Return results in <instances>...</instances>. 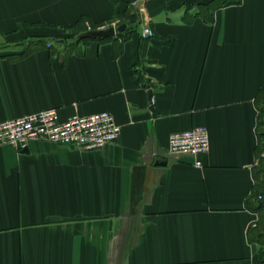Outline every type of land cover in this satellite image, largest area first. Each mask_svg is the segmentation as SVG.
<instances>
[{"label": "crops", "instance_id": "1", "mask_svg": "<svg viewBox=\"0 0 264 264\" xmlns=\"http://www.w3.org/2000/svg\"><path fill=\"white\" fill-rule=\"evenodd\" d=\"M0 36L66 42L0 58V123L55 109L121 127L98 151L0 147V264H256L264 0H0ZM199 126L207 154L169 153Z\"/></svg>", "mask_w": 264, "mask_h": 264}, {"label": "built area", "instance_id": "2", "mask_svg": "<svg viewBox=\"0 0 264 264\" xmlns=\"http://www.w3.org/2000/svg\"><path fill=\"white\" fill-rule=\"evenodd\" d=\"M109 27L111 26L108 24H102L96 30H106ZM154 35V30L149 26L144 27L140 33L144 40ZM206 129L199 126L185 132H175L170 137L169 153L173 156L193 157L207 154L210 135ZM120 132L121 127L108 112L89 116L76 115L61 122L58 110L49 109L1 122L0 147L9 146L21 151L29 148L33 142L43 141L84 151H98L116 143ZM195 166L201 167L202 163L197 161Z\"/></svg>", "mask_w": 264, "mask_h": 264}, {"label": "trees", "instance_id": "3", "mask_svg": "<svg viewBox=\"0 0 264 264\" xmlns=\"http://www.w3.org/2000/svg\"><path fill=\"white\" fill-rule=\"evenodd\" d=\"M236 1V0H234ZM238 1V0H237ZM100 26V25H99ZM99 26H94L92 29L90 30H96V28H98ZM88 31V30H87ZM86 32V31H85ZM85 32H81L78 36L77 39L75 40L74 44L76 43H80V42H88L91 40H81L80 36L85 33ZM125 33V32H124ZM124 33H121L120 36H123ZM51 39V38H50ZM110 39H104V41L106 40H111ZM98 41H103V40H98ZM48 45H51V47L54 46V44H52V42H50V40L45 39V38H33L30 42L28 43H16L15 46L20 47L21 51L19 52H13V53H9L6 55H1L0 58L2 57H8V58H22V57H27V55H29L34 49L38 48V47H46ZM8 46H12V45H8ZM50 47V48H51ZM259 100L261 102L264 103V90L259 94ZM264 112L262 108H260V113ZM261 121L259 122V126H261ZM261 133V132H260ZM262 136H264V133L261 134ZM259 197H262V199H259ZM257 203H256V210L259 212H264V192H262V194H258L257 195ZM263 219V218H262ZM256 234H255V238L256 241L263 246L261 240L264 238V223L261 220L259 226H257L256 229ZM256 264H264V250L259 248L258 254L256 256V258L254 259Z\"/></svg>", "mask_w": 264, "mask_h": 264}, {"label": "water", "instance_id": "4", "mask_svg": "<svg viewBox=\"0 0 264 264\" xmlns=\"http://www.w3.org/2000/svg\"><path fill=\"white\" fill-rule=\"evenodd\" d=\"M133 22H128L125 24H121L117 27L111 26L106 30H93V31H88L83 33L80 36L81 40H92V41H97V40H104V39H110L114 38L118 34L124 33L128 26L131 25ZM50 42L52 44L56 45H64L66 42L64 39H58V38H51ZM22 152H28V148L25 150H21ZM157 165H164V163L158 162Z\"/></svg>", "mask_w": 264, "mask_h": 264}, {"label": "rangeland", "instance_id": "5", "mask_svg": "<svg viewBox=\"0 0 264 264\" xmlns=\"http://www.w3.org/2000/svg\"><path fill=\"white\" fill-rule=\"evenodd\" d=\"M229 2L231 1H234V0H228ZM33 38H26L24 40H21V41H17V42H6L5 39L3 40L2 37L0 36V56L1 55H6V54H9V53H13V52H19L21 51V48L20 47H17L15 46L16 43H28L32 40ZM69 41H73V40H76L77 37L75 36H72V37H69L67 38ZM8 45H12V46H8ZM260 107L263 109L264 111V103L263 102H260ZM260 121L262 122L261 123V126L259 127L260 128V132L261 134L264 133V112H261L260 113ZM263 218V219H262ZM262 218L260 220L263 221L264 223V212H263V215H262ZM260 222H258V225L259 226ZM257 226L256 228L254 229H257ZM262 245H259L260 246V249L264 250V238L261 240Z\"/></svg>", "mask_w": 264, "mask_h": 264}]
</instances>
